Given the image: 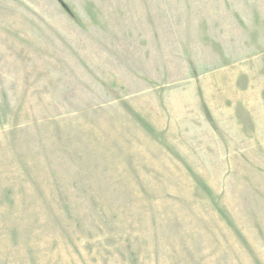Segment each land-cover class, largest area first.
<instances>
[{
	"label": "rangeland",
	"instance_id": "obj_1",
	"mask_svg": "<svg viewBox=\"0 0 264 264\" xmlns=\"http://www.w3.org/2000/svg\"><path fill=\"white\" fill-rule=\"evenodd\" d=\"M0 264H264V0H0Z\"/></svg>",
	"mask_w": 264,
	"mask_h": 264
}]
</instances>
